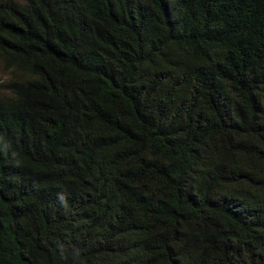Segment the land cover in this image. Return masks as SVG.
<instances>
[{
  "label": "trees",
  "instance_id": "obj_1",
  "mask_svg": "<svg viewBox=\"0 0 264 264\" xmlns=\"http://www.w3.org/2000/svg\"><path fill=\"white\" fill-rule=\"evenodd\" d=\"M0 60V264H264V0H0Z\"/></svg>",
  "mask_w": 264,
  "mask_h": 264
},
{
  "label": "rangeland",
  "instance_id": "obj_2",
  "mask_svg": "<svg viewBox=\"0 0 264 264\" xmlns=\"http://www.w3.org/2000/svg\"><path fill=\"white\" fill-rule=\"evenodd\" d=\"M14 76V72L7 70L4 63L0 60V96L4 95L2 86L11 81Z\"/></svg>",
  "mask_w": 264,
  "mask_h": 264
}]
</instances>
